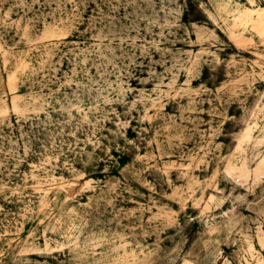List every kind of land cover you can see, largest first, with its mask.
<instances>
[{
    "label": "rangeland",
    "instance_id": "1",
    "mask_svg": "<svg viewBox=\"0 0 264 264\" xmlns=\"http://www.w3.org/2000/svg\"><path fill=\"white\" fill-rule=\"evenodd\" d=\"M0 264H264V0H0Z\"/></svg>",
    "mask_w": 264,
    "mask_h": 264
}]
</instances>
